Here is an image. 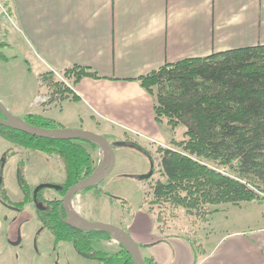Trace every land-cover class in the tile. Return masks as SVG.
<instances>
[{"label":"crops","instance_id":"obj_1","mask_svg":"<svg viewBox=\"0 0 264 264\" xmlns=\"http://www.w3.org/2000/svg\"><path fill=\"white\" fill-rule=\"evenodd\" d=\"M3 2L9 20L1 23L0 42L14 51L13 61L23 62L37 79L74 65L98 75L73 84L75 99L32 105L26 114L101 134L121 147L148 144L156 150L183 139L184 129L178 138L177 127L155 120L153 99L139 76L165 63L264 43V0ZM96 150L98 162L101 150ZM153 217L142 210L121 228L156 264H264V214L248 215L247 226L240 216L242 228L215 238L213 230L172 232Z\"/></svg>","mask_w":264,"mask_h":264},{"label":"trees","instance_id":"obj_2","mask_svg":"<svg viewBox=\"0 0 264 264\" xmlns=\"http://www.w3.org/2000/svg\"><path fill=\"white\" fill-rule=\"evenodd\" d=\"M60 71L71 87L51 79L49 72L41 75L52 101L75 99L74 83L84 76L98 77L85 66ZM137 80L153 99L155 120L164 119L171 129L178 125L185 128L182 140L157 148L163 180L151 185L149 203L165 205L156 215L160 226L166 227L167 208L171 216L173 208L184 209L193 218L191 226H198L215 214L217 208L212 206L264 200V43L165 63ZM25 121L44 128L62 127L37 114H28ZM7 137L35 152L54 155L62 163L63 181L50 188L54 197L48 199L47 207L37 210L39 221L54 240L70 241L78 253L103 264H133L120 244L110 254L94 247L95 241L111 240L109 234L74 229L59 217L67 189L98 165L87 146L99 147L81 139L53 140L17 130ZM41 192L46 193L44 189ZM143 259L146 264H156L151 257Z\"/></svg>","mask_w":264,"mask_h":264},{"label":"rangeland","instance_id":"obj_3","mask_svg":"<svg viewBox=\"0 0 264 264\" xmlns=\"http://www.w3.org/2000/svg\"><path fill=\"white\" fill-rule=\"evenodd\" d=\"M0 1L4 4V0ZM7 21L0 11V26L2 22ZM3 44L4 46L0 47V96L2 97L0 102L11 115L24 119L27 110H30L29 106H34V98L39 88L38 79L36 75L28 72L23 62L13 61L11 56L14 51L5 43ZM65 80L70 82L68 78ZM24 86L28 88L25 92L22 90ZM176 127L175 136L180 138L181 130L185 128L183 125ZM109 142L115 154V165L112 171L97 186L76 194L72 198L73 210L88 221L114 224L125 229L142 210L151 212L153 219L156 220L157 213L165 206L159 207L149 203L151 185L158 179L163 180L159 173L157 149L153 150L147 146L148 144L121 147L115 141ZM87 149L93 158L97 159V150L88 146ZM30 155L31 161L25 171L28 190L31 191L40 185H56L63 181V166L56 156L35 151ZM99 156L102 157V155ZM16 158L7 161L8 169L0 171V199L2 197L7 204L14 203L22 197L18 190ZM152 170L154 171L150 176ZM43 189L46 196L54 197L50 188ZM252 201L251 203L250 201L241 202L239 207L226 203L212 206L217 208L215 214L208 222L195 225L196 227L191 226L193 218L184 209L173 208L174 216H171L167 208L166 227L172 232H178L184 228L202 232L213 230L215 233L213 238H215L226 229L247 226L248 215L259 217L264 214V200ZM6 203L0 200V264H103L78 253L70 241L56 242L50 231L42 226L33 204L16 207ZM240 216L242 221L245 217L243 225L236 220L238 217L240 219ZM201 227L203 228L199 230ZM93 245L102 253L110 254L118 250V244L110 240L95 241Z\"/></svg>","mask_w":264,"mask_h":264},{"label":"water","instance_id":"obj_4","mask_svg":"<svg viewBox=\"0 0 264 264\" xmlns=\"http://www.w3.org/2000/svg\"><path fill=\"white\" fill-rule=\"evenodd\" d=\"M0 108H4L0 102ZM6 119H0V124L14 130L29 134L34 137L51 138L53 140H75L81 139L96 144L102 157L96 169L88 176L80 179L70 186L62 197L59 207L60 219L68 226L78 230H97L110 235L117 244L122 245L130 254L133 264H146L140 248L134 239L121 227L100 221H88L78 215L72 207V198L82 189L96 185L105 179L112 171L115 163V154L112 144L101 134L78 128H44L29 124L23 119L6 113ZM57 188L56 185H40L38 188ZM62 211L64 215H62Z\"/></svg>","mask_w":264,"mask_h":264},{"label":"flooded vegetation","instance_id":"obj_5","mask_svg":"<svg viewBox=\"0 0 264 264\" xmlns=\"http://www.w3.org/2000/svg\"><path fill=\"white\" fill-rule=\"evenodd\" d=\"M3 107L4 108H0V119L5 120L6 119L5 114L9 112L4 105ZM26 116L24 117L23 120H25ZM12 130L14 131V129L0 124V161H2L0 163L2 166L0 171L3 172L6 169H8L7 167H9V163L7 161L17 157L16 167H17V173H18L17 177L19 184L18 190L21 192L22 197L20 200L14 203L10 202L8 204L4 202V199L2 197L0 200L3 203H6V205H11L16 207H22L23 205L28 203L33 204L35 211L37 213L38 209L43 210L44 207H47V202L49 197L46 196V193L42 194L41 190L43 188H38L39 186L33 188L31 191L27 189L25 171L27 170L28 164L31 161L30 154L31 152H33V150H31L29 147L26 146L17 145L13 140L8 138L7 136L12 134ZM1 139L3 141H1ZM0 187H1V183H0ZM62 215H64L63 211H62Z\"/></svg>","mask_w":264,"mask_h":264},{"label":"built area","instance_id":"obj_6","mask_svg":"<svg viewBox=\"0 0 264 264\" xmlns=\"http://www.w3.org/2000/svg\"><path fill=\"white\" fill-rule=\"evenodd\" d=\"M5 5L0 1V11L2 12L3 16L6 17L7 20H9V14L7 9L4 7ZM49 72V77H51V79L62 82L63 84L70 86V84L65 80L66 77L64 76L63 72L60 70H50ZM38 84L39 87L42 90H39L38 93L35 95L34 98V102L33 104L35 106H44V105H48L54 101H52V96H51V92L47 89V81L45 79V76H39L38 78ZM72 89V88H71ZM44 90V91H43ZM100 163V158L98 159V162Z\"/></svg>","mask_w":264,"mask_h":264}]
</instances>
